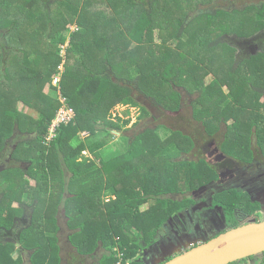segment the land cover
Returning a JSON list of instances; mask_svg holds the SVG:
<instances>
[{
    "label": "trees",
    "instance_id": "1",
    "mask_svg": "<svg viewBox=\"0 0 264 264\" xmlns=\"http://www.w3.org/2000/svg\"><path fill=\"white\" fill-rule=\"evenodd\" d=\"M20 1L0 0V154L15 128L34 135L38 146L19 147L15 152V158L30 164L28 170L11 168L0 174L4 192L0 223L16 213L15 202L34 204L32 224L36 226L26 229L22 244L35 250L36 263L49 253L58 260L55 215L63 205L71 227L78 229L72 242L81 253L94 251L102 242L123 254L124 263L140 264L142 243L151 244L169 217L182 209L183 204L167 196L183 194L216 178L204 160H180L193 150L192 138L180 134L173 140L175 133L165 126L146 131L155 134L150 140L145 139V133L136 136L123 155L104 160L101 151L113 139V132H122L130 123L113 120L112 110L140 107L134 93L151 96L167 111H177L182 100L178 89L190 95L196 90L199 106L210 112L195 111L194 118L203 122L207 131L213 128L216 132L222 122L233 120L231 125L227 123L228 131L236 138L225 142L222 150L226 155L252 161V126L257 127L264 157V119L259 116L261 109L264 113V53L237 62L236 48L225 40L264 31V4L202 11L191 18L201 4L214 0H23L21 5ZM57 5L63 9L58 10ZM175 10L179 18L172 20ZM192 24L197 30L193 27L190 31ZM70 25L76 30L71 31ZM170 26L177 27L173 37ZM156 30L166 32L160 53L149 49L141 55L140 48L145 49ZM128 41L133 42V50L116 55L118 43L126 45ZM66 43L69 46L64 48ZM63 58L61 93L76 118L62 126L58 138L43 148L60 103L55 88L50 95L41 91L44 85H52ZM115 58L122 59L123 65L114 63ZM194 62L196 67H205L203 72L214 78L212 83L193 85L195 75L185 73L193 69ZM170 67L173 73L167 75ZM149 79L154 83L151 94L142 88ZM21 103L28 111L18 108ZM148 116L143 107L140 119ZM37 148L44 151L38 153ZM198 165L206 170L203 177ZM197 177L203 180L195 183ZM238 197L234 203L242 202ZM153 201L158 204L141 210ZM48 241L53 246L50 252ZM105 260L117 264L119 258ZM12 262L19 264L7 254L3 263Z\"/></svg>",
    "mask_w": 264,
    "mask_h": 264
},
{
    "label": "flooded vegetation",
    "instance_id": "2",
    "mask_svg": "<svg viewBox=\"0 0 264 264\" xmlns=\"http://www.w3.org/2000/svg\"><path fill=\"white\" fill-rule=\"evenodd\" d=\"M261 4L264 3L253 5L260 6ZM248 6H252V4H246L240 9ZM261 37L264 39V31L261 32V36L257 34L247 37L228 36L227 38L234 41V43L238 42V46L232 44L237 51L235 53V61H241L243 58L248 60L253 55L264 53V49L251 53L252 50L260 49L259 46L252 45L246 51L249 53L244 55V46L241 47V44L247 39L248 41L252 40L255 43H260L262 42L259 39ZM183 92L186 93L185 90ZM261 93L263 95V101L261 100V102L264 103V88L261 89ZM180 111L181 108L174 111V113H179ZM262 111L263 109L259 111V116L264 119ZM152 119L153 121L157 120L154 115ZM191 121L197 125L201 124V121L194 118V114ZM202 126L205 129V126ZM223 129L228 131V124L225 122H222L220 129L214 134L206 129L205 132L208 138H212ZM250 131L248 133L251 139V151L254 154L252 161H241L226 155L221 146H218L215 141H210L203 147L207 155L209 153L211 155L216 154L215 158H213L214 160H211L207 155L206 159H204L206 167L214 172L216 178L191 191L180 194L182 196L186 195L185 200H181V202H185V205L162 225L151 244L142 243L141 252L138 255L140 264H163L171 259L168 255L173 253L176 247L182 245L185 248H191L230 229L248 223L264 221V204L260 202L264 200V157L256 137L257 127L251 126ZM197 133L200 134L201 131H197ZM192 141L194 143L193 150H195L197 141L195 139H192ZM256 152L260 153L262 161L256 157ZM29 167L30 164L26 163V165L21 164L19 167H13V169L19 168L25 171ZM9 169L11 168L4 167L0 162V174ZM233 191L239 197L241 196L242 202L234 203L232 201V203L228 201L229 197H238L232 195ZM65 197H69V195L66 194ZM3 199L4 192L0 188V206ZM25 201L23 203L15 202L12 207L16 209V213L7 215V222L0 223V264H4L3 261L7 254L11 255L14 263L19 262V264H107L106 258L110 259L118 256L115 248L110 250L102 242H99L94 251L81 253L72 242V238L78 233V229L71 227L66 210L61 205L55 215L58 230L55 233L54 243L58 260L51 256L52 253H49V255H42L43 257L36 263L34 260L35 250H31L29 247L25 248L22 244L23 234H25L26 229L30 226H36L32 224L35 212L34 204H31L30 201ZM40 228L41 225L38 229ZM62 232H64V235H62ZM51 242L48 241L47 243L49 248H51L49 252L53 250ZM13 250H15V255L12 254ZM231 264H264V257L262 254Z\"/></svg>",
    "mask_w": 264,
    "mask_h": 264
},
{
    "label": "rangeland",
    "instance_id": "3",
    "mask_svg": "<svg viewBox=\"0 0 264 264\" xmlns=\"http://www.w3.org/2000/svg\"><path fill=\"white\" fill-rule=\"evenodd\" d=\"M19 3L21 5L24 3V1L21 0ZM260 3H264V0H214L208 4H201L199 6V9L197 11H195L194 13H192L190 17L193 18L198 13H201L202 11L214 12L218 8H225V9L239 8L240 9L241 7L245 6L246 4H252L253 5V4H260ZM57 9L58 10L63 9V7L61 5H57ZM109 11H110V9H109ZM112 13L115 14L113 11H112ZM176 13H177V11L175 10L173 12V15H172V20H175V18L176 19L179 18L178 14H176ZM187 21L190 23L191 19H189ZM74 25H76V24H74ZM74 25H70L71 31L76 30V27ZM196 25H197V23H196ZM193 27H194V30H197L196 26L194 24H192L190 31H194V30H192ZM170 28H171L170 29L171 32L169 34H170V36L173 37L174 30H175V28L177 29V27L170 26ZM115 31H117V33H118L120 31V29L116 28V29H114V32ZM255 34L261 36L260 32H257ZM64 35L67 37V36H69V33L64 32ZM188 36H190V34H188ZM259 39L262 42L255 43L252 40L248 41V39H247L241 44V47L244 46V55H247L249 53V52L247 53L246 51L252 45H257L260 47V49L252 50L251 53H253V52L255 53L259 50L264 49V39L262 37ZM163 40H166V32L163 33V32H160L159 30H156L152 35L151 41L147 44H144L145 49H143V47L140 48L141 55L148 54L149 49H151L152 52H154L156 55H158L160 53L159 48H160V45L163 43ZM225 40L227 43L229 42L228 44H231V45L236 44V46H238V42L234 43V41H231L228 38H225ZM67 42H69V39L67 40ZM126 45H128V46L126 47ZM126 45L118 43V46H116L114 48L115 52H117L116 55L119 54L120 52L121 53L122 52L127 53V52L133 50V42L128 41V43ZM65 46L67 47V46H69V44L66 43V44H64V48H65ZM118 48L120 50H118ZM116 50H118V51H116ZM235 53H237V51ZM64 56L66 57L65 53H64ZM219 56L220 55H217L216 57L219 58ZM115 59L116 60H114V63L123 65L122 59H119V58H115ZM63 61L65 62L64 58H63ZM195 65L197 66V64L194 62L193 69L189 70L188 72L185 73V74L191 73V74L195 75V77H194L195 80H194L193 85H196L197 83H199V84L202 83L205 86H207L210 83H212V81H214V78L211 75H206L205 72H203V70L205 68L204 66H202L204 68H199V67H196ZM128 66H131V64H128ZM61 70H63V71L60 72V74L58 73L55 77H53V81H52V85H57V87L53 86L56 90V93H58L59 91L61 92V87H62L61 84H62L64 72H65V66H63V68ZM168 71H169V73L167 72L168 73L167 75H171L173 73L171 67L168 69ZM152 85H154V83L152 80L149 79L145 85H142V88L148 94H151L153 91H151L152 88L150 90V86H152ZM53 87L50 90L48 84L44 85V88L42 89L41 92H43L45 95H50L52 89H54ZM178 90H180L181 93L183 92V90H181V89H178ZM225 91L227 92V89H225ZM183 93H182V100L180 102L181 103V111L179 113H174V111H172V110L167 111L166 109H164L163 106H159L151 96H146V94L144 95L142 93L141 94L134 93V97L136 99V102L139 104L140 107H131V106H117V107H115L112 110L113 120L117 121L118 118H121L123 121L129 120L130 123L127 125V127L122 132H113V134H114L113 139L110 142H108V144L101 151L104 160L109 161L113 158H116V157L123 155L127 151L129 143L132 142L136 138V136L144 134L148 130H155L156 127H158V126H165V127L172 129L173 132L175 133V135L173 136V140L178 139L180 137V134L190 136V137H192L193 140L195 139L197 141V148H195V150L191 151L188 154H183L182 157L180 158V160H187V161H191V162H195V163H200V159H203V160L206 159L207 153H205V150L203 149V147L208 142L215 141L218 146H221V148H223V146H224V144L228 138H230V137H233V139L236 138V134H232L231 132L226 131L225 129H223L216 136L214 135L212 138H208V136L205 132V129L202 126V125H204V123L201 122L202 125L201 124L197 125L195 122L193 123L191 120H192V116L195 113V111L197 114L208 115L210 110L209 109H202L199 106V104H198L199 92L198 91L194 90L193 95H190L188 93L187 94L186 93L183 94ZM57 99H58V96H57ZM60 102L61 101L59 100V103ZM166 103L169 104V102H166ZM143 107L145 109H147V111L149 112V116L144 118V119H140ZM18 108L22 112L28 111L27 110L28 108L25 105H23L22 103L18 105ZM213 111H216V109ZM75 114H76V112H75ZM152 114L157 118V120L153 121V119H152L153 115ZM186 120L187 121L190 120V121L187 122ZM74 121H75V119H74ZM227 123L231 125L233 123V120H229ZM70 124H67V125H70ZM63 126H66V125H63ZM98 127L102 128V124H99ZM60 128H59V130H60ZM197 131H201V133L198 134ZM209 131L214 134L213 128L209 129ZM58 134H59V131H58ZM145 135H146L145 139H147V140H150L151 138H154V136H155V134L151 133V132L145 133ZM84 137H86V134L82 133L80 135V138L84 139ZM34 138H35L34 135L26 134V132L25 133L23 131L21 132L18 130V128H15V130L13 132V136L11 137V139H9L6 142V148H5L4 152L0 154L1 164H3L4 167H8V168L19 167L21 164L26 165L27 162L14 157L15 152H16L17 148L19 149V147H32L33 145L38 146V145H35ZM51 143L45 142L41 146H43V148H44V146L48 148L51 145ZM43 148H39V149L37 148L35 150H38V153H41L42 151H44ZM256 151H258V150H256ZM84 154L88 157H92L87 152H85ZM255 154H256V157L260 161H262L260 153L256 152ZM207 156H209V158L211 160H214L213 158H215L216 154L211 155V153H209ZM14 159H16V160H14ZM203 160H201V161H203ZM198 166H199V174H200V176L203 177L204 173H206V170L204 171V169L201 165H198ZM211 173H214V172L211 170ZM66 174H67V177L69 178L70 175L68 173H66ZM194 180H195L194 181L195 183H200L203 179L197 177ZM32 185H34V182H32ZM197 185L198 184H196L195 186H197ZM179 188H181V187H179ZM232 194L237 195L235 193H232ZM187 195H189V194H187ZM159 198L163 199V198H165V196H160ZM167 198H170V199L176 201V203L179 202V203L185 205V202H181V200L182 199L185 200L184 198H186V195L182 196L180 194H172V195H168ZM228 199L233 201L234 197H229ZM238 199H239V197H238ZM107 201L108 200H106L105 203H107ZM157 204L158 203H156L154 201L152 203L150 202L149 204L143 205L141 207V210L146 211L151 206H155ZM152 209H154V208H152ZM63 224H64V222H63ZM62 235H64V232H62ZM12 254L15 255V250H13Z\"/></svg>",
    "mask_w": 264,
    "mask_h": 264
},
{
    "label": "water",
    "instance_id": "4",
    "mask_svg": "<svg viewBox=\"0 0 264 264\" xmlns=\"http://www.w3.org/2000/svg\"><path fill=\"white\" fill-rule=\"evenodd\" d=\"M260 202L264 204V200ZM262 254L264 221L230 229L191 248L176 247L163 264H231Z\"/></svg>",
    "mask_w": 264,
    "mask_h": 264
},
{
    "label": "built area",
    "instance_id": "5",
    "mask_svg": "<svg viewBox=\"0 0 264 264\" xmlns=\"http://www.w3.org/2000/svg\"><path fill=\"white\" fill-rule=\"evenodd\" d=\"M63 56H64V52H63ZM63 66H64V61L63 64H61V66L59 67V74L60 72L63 71L61 70ZM59 100L61 101L60 106L57 110L54 120L52 121L51 125L48 128L45 137L46 143H51L54 140H56L58 138L59 128L63 125L72 123L76 118L74 109L68 105L67 99L60 92H59ZM118 258L119 261L117 262V264H130V262L124 263L123 254H118Z\"/></svg>",
    "mask_w": 264,
    "mask_h": 264
},
{
    "label": "crops",
    "instance_id": "6",
    "mask_svg": "<svg viewBox=\"0 0 264 264\" xmlns=\"http://www.w3.org/2000/svg\"><path fill=\"white\" fill-rule=\"evenodd\" d=\"M48 86H49V89H50V90H51V88H52L53 86H54V87H57V85H48ZM54 87H53V88H54ZM59 92H60V91H59ZM59 92L56 94V95L58 96V99H59ZM60 93H61V92H60ZM61 94H62V93H61ZM58 99H57V100H58ZM58 101H59V100H58Z\"/></svg>",
    "mask_w": 264,
    "mask_h": 264
}]
</instances>
